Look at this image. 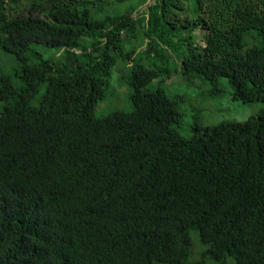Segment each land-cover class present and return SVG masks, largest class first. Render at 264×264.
I'll return each instance as SVG.
<instances>
[{
	"label": "trees",
	"instance_id": "1",
	"mask_svg": "<svg viewBox=\"0 0 264 264\" xmlns=\"http://www.w3.org/2000/svg\"><path fill=\"white\" fill-rule=\"evenodd\" d=\"M0 51V264H181L192 230L264 264V106L185 136L154 86L264 103V0H0ZM119 59L133 108L97 116Z\"/></svg>",
	"mask_w": 264,
	"mask_h": 264
},
{
	"label": "rangeland",
	"instance_id": "2",
	"mask_svg": "<svg viewBox=\"0 0 264 264\" xmlns=\"http://www.w3.org/2000/svg\"><path fill=\"white\" fill-rule=\"evenodd\" d=\"M200 34L201 30H199ZM202 41V40H201ZM44 56H56L61 58L63 50L53 47L39 45L36 48ZM0 51V69L13 75L18 67V63L10 54ZM174 71L178 63L173 59L169 62ZM125 63L119 59L111 69V81L107 95L100 100L95 108L97 116L110 114L116 109L131 110L133 108L131 100V87L128 80L129 71ZM164 80H155L154 86L161 83V86L169 96H178L180 109V126L179 130L185 136L192 134L191 128L196 123H202L204 126H214L222 121L245 122L248 118L264 106L262 101L246 103L236 100L232 95V88L228 86L226 80L223 82L225 92L217 97L210 96L211 89L209 83L195 79L189 80L183 78L180 71L174 72L172 77ZM192 250L189 257L181 264H195L202 261L203 264H236L235 258L228 255L226 259L216 260L205 254L206 246L202 244L198 231H191ZM155 264H167L156 262Z\"/></svg>",
	"mask_w": 264,
	"mask_h": 264
}]
</instances>
